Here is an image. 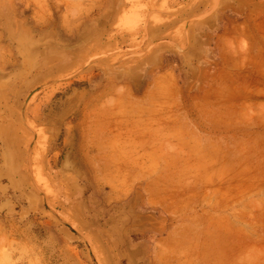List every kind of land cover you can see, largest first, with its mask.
<instances>
[{
  "label": "rangeland",
  "instance_id": "1",
  "mask_svg": "<svg viewBox=\"0 0 264 264\" xmlns=\"http://www.w3.org/2000/svg\"><path fill=\"white\" fill-rule=\"evenodd\" d=\"M154 259L264 264V0H0V264Z\"/></svg>",
  "mask_w": 264,
  "mask_h": 264
},
{
  "label": "crops",
  "instance_id": "2",
  "mask_svg": "<svg viewBox=\"0 0 264 264\" xmlns=\"http://www.w3.org/2000/svg\"><path fill=\"white\" fill-rule=\"evenodd\" d=\"M152 88H153V86L151 87V89L150 88H147L146 89V91L145 92H150L151 90H152ZM150 89V90H149ZM148 90V91H147ZM152 102H153V100L152 101H150V98H148V97H146V99L145 100H143V101H139V103L141 104V105H150V104H152ZM173 238V237H172ZM166 239V238H165ZM163 248V249H162ZM165 250L166 251H170V250H173V249H171V247H170V245H165L164 243L163 244H161V247H157L156 246V248H155V258L159 255L158 253H161V252H164V254H166L165 253ZM206 259H205V257H204V261H205ZM160 261H158V260H156V259H154V261H153V264H164V263H159ZM206 262V261H205Z\"/></svg>",
  "mask_w": 264,
  "mask_h": 264
},
{
  "label": "bare ground",
  "instance_id": "3",
  "mask_svg": "<svg viewBox=\"0 0 264 264\" xmlns=\"http://www.w3.org/2000/svg\"><path fill=\"white\" fill-rule=\"evenodd\" d=\"M160 78V77H159ZM156 83H158V82H156ZM155 87H158V86H155ZM154 90V89H153ZM152 90V91H153ZM181 147V146H180ZM206 169V168H205ZM206 174V173H205ZM212 176V175H211ZM212 182V181H211ZM149 192V191H148ZM241 193H242V191H241ZM154 194V193H153ZM151 199V198H150ZM158 199V198H157ZM152 200H154V199H152ZM155 201V200H154ZM167 201V200H166ZM156 203H157V201H155ZM168 202V201H167ZM160 203V202H159ZM162 204V203H161ZM154 205V204H153Z\"/></svg>",
  "mask_w": 264,
  "mask_h": 264
}]
</instances>
